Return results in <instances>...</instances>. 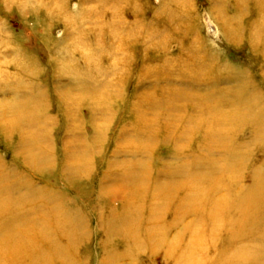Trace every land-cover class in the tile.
<instances>
[{
  "label": "rangeland",
  "instance_id": "1",
  "mask_svg": "<svg viewBox=\"0 0 264 264\" xmlns=\"http://www.w3.org/2000/svg\"><path fill=\"white\" fill-rule=\"evenodd\" d=\"M263 23L254 0H0V190L44 236L33 256L180 264L207 227L163 187L226 150L245 156L235 194L264 169Z\"/></svg>",
  "mask_w": 264,
  "mask_h": 264
},
{
  "label": "bare ground",
  "instance_id": "2",
  "mask_svg": "<svg viewBox=\"0 0 264 264\" xmlns=\"http://www.w3.org/2000/svg\"><path fill=\"white\" fill-rule=\"evenodd\" d=\"M254 1L257 5L258 11L264 12V0ZM260 30L261 33H264V23L260 26ZM131 31H134L133 28ZM143 35L145 36L147 34ZM134 36L133 40H135ZM128 39H130V36ZM167 105L168 99L164 98V104L162 106L166 108ZM216 105L218 106V103L212 105L209 103L208 105H205L202 101V103L195 106L194 109L201 110L203 115L211 116L213 114L219 116L214 113V108L211 107ZM236 117H239V115H236ZM247 118V116H241V120L238 122L246 124L252 123L255 128L253 129V136H259V133L262 131L261 126H259L256 121L254 122L252 119L248 120ZM224 119H226L225 115L224 117H220L219 121L223 122V126H228ZM215 124L217 125V123ZM226 151L227 156L223 165L219 166L217 163L210 161L208 162L209 171L207 174L196 177L191 173H187V181L185 180L186 182L181 186L163 187L164 190L178 192L183 195L180 200L173 203L174 206L176 208L178 207V209H187L191 212L194 211V215L198 214L199 218H197L207 227L204 229V227L202 228L198 223L199 226L197 230H195L193 246L189 249L188 247L185 249L186 252H184L179 260L180 264H264V255L262 254L261 249H259L264 245V169H252V186L235 194L233 192V186L235 187L236 185V170L241 168L245 156L243 154L238 157V154L234 153V151ZM190 164L191 163L187 164L185 168H191ZM128 179L130 181V176ZM220 191L223 192V195L221 196L217 194ZM133 194L135 193L133 192ZM137 194L138 193L136 192V195ZM8 195L9 194L4 193L3 190H0V229L2 226H6L4 230H0V264H15L11 263L12 257L15 255H19L20 259H18L17 264H45L46 259L41 254L36 253V256H33V251H35L37 247V238L41 237L42 240H44V236H38V234L31 231V229L25 228V231L20 229L27 224L21 220L25 214V210H19L20 212L18 211V213L20 214L14 211L21 208L17 205H19V201L22 200L20 199L12 202ZM133 200L134 199H132V201ZM110 201L112 203L115 202V200ZM126 201V205L131 206V200ZM221 228L224 229L221 230ZM221 232H224L225 236L223 237L221 234V238L218 240L216 236ZM260 238H262L263 241L259 240ZM248 242H252L257 246L256 252H247L249 250H245L243 246H240V243ZM204 245L205 247H213L214 254H212L210 260L206 257H202ZM18 246H20L19 249L21 250L17 249ZM238 253H246V257L242 259L243 256H239ZM197 254H199V258H196Z\"/></svg>",
  "mask_w": 264,
  "mask_h": 264
}]
</instances>
